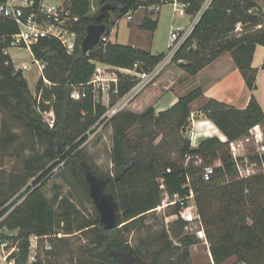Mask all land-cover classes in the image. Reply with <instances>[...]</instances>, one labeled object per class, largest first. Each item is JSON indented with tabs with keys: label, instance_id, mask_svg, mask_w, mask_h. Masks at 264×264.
Returning a JSON list of instances; mask_svg holds the SVG:
<instances>
[{
	"label": "trees",
	"instance_id": "16d2710c",
	"mask_svg": "<svg viewBox=\"0 0 264 264\" xmlns=\"http://www.w3.org/2000/svg\"><path fill=\"white\" fill-rule=\"evenodd\" d=\"M179 2L186 6L185 14L193 17L203 0ZM100 4L106 8L100 10L102 18L96 22L97 16H88L90 0L73 3L78 22L73 28L76 44L72 54H67L52 39H42L32 47L34 58L45 62L42 78L35 86L36 97L20 73L0 63V153L8 154L20 140L9 123L22 129L25 138L12 152L21 161L20 169L0 179V230L16 232L6 238L15 247L8 260H13V264H60L57 257L61 254L56 246L48 252L49 259L35 255L30 261V237L54 238L65 243L66 236L79 235L87 245L75 264H152L136 255L124 240V233L161 205L164 190L171 202L176 201L175 214L181 208L180 202L186 205L192 192L214 264H223L233 257L237 259L234 264H264V174L239 178L229 151V143L244 137L252 126L259 124L264 129L260 105L254 96L242 110L206 100L198 112L220 130L226 141L209 137L192 148L190 141L181 136L176 148L180 162L186 164L163 159L157 148L160 146H153L159 135L157 130L166 125L171 131H186L190 126L191 105L203 97L202 90L199 87L190 90L163 112L148 108L142 114H134L122 109L110 118L105 117L137 85L138 75L150 73L165 53L153 55L108 41L83 54L81 44L87 26L104 24L101 36L108 38L115 24L111 13L118 20L140 8L163 4L161 0H101ZM157 24L158 20L144 18L141 29L153 32ZM13 31L12 25L0 22V33ZM257 46L264 47V12L257 0H212L170 63L195 76L227 52L249 89L254 91L257 70L251 63ZM94 62L115 70L117 81L110 85L107 106L96 99L97 92L89 84ZM261 69L264 71V62ZM74 91L84 97L74 99ZM49 109L55 119L52 129L38 113ZM105 123L112 129L111 162L118 171L114 178H100L107 181L105 192L117 204L118 228L112 231L103 229L95 206L93 215L88 217L69 198L58 201L56 197L50 201L42 190L43 182L64 162L72 180L89 194L81 167L86 165L92 170L84 164L80 147L87 132ZM136 127L139 131L132 140L131 131ZM249 159L260 167L261 161L256 156L251 154ZM208 167L212 168V174L204 179L203 172ZM176 223L182 227L186 224L180 220ZM60 234L65 238H57ZM184 241L192 244L189 238ZM187 257L185 250L183 258Z\"/></svg>",
	"mask_w": 264,
	"mask_h": 264
},
{
	"label": "rangeland",
	"instance_id": "374dc122",
	"mask_svg": "<svg viewBox=\"0 0 264 264\" xmlns=\"http://www.w3.org/2000/svg\"><path fill=\"white\" fill-rule=\"evenodd\" d=\"M100 2L101 0H90V12L88 15L90 18L96 17L100 14L102 8ZM257 2L259 8L264 6V0H257ZM131 15V21H127L126 16L116 20L114 14L111 13V20L115 22L109 35L111 40L121 45H133L141 50L151 51L153 54H167L168 47L170 46L169 37L172 29H185L192 21L191 16L187 14L180 16L178 13H173L172 6L168 4L159 6L158 12H152L145 8H140ZM144 18L158 20L155 31L150 32L141 29ZM9 53L17 66L23 62L31 64L33 60L32 56L26 50L11 49ZM258 57H260V55H258ZM177 66V64L169 63L160 71L153 82L168 68L171 67L177 69ZM37 71V67L32 66L30 70L23 72V77L25 78L29 91L33 96H36L35 86L38 80ZM107 73L109 74L105 77H113L115 75V70H108ZM124 73L134 74L133 71H124ZM185 74L183 76L186 77ZM256 82L258 89L255 90V98H258L261 101L264 109V71L260 72ZM152 83H149L148 86ZM142 91L143 90L138 94ZM76 92L77 91H74L73 93ZM96 99L102 104L106 106L108 105L109 98L102 91L100 94L97 91ZM118 103L121 106L124 105L123 109H125V111L128 110L126 107L128 103L125 100H119ZM202 103L203 102L198 99L191 105L194 117ZM50 110L51 109L43 112H49ZM40 116L42 117L41 114ZM43 119L44 118L42 117V120ZM9 124L13 129L12 132L20 136V140L11 150H9L8 154L0 153V179L5 177L11 171L19 170L21 167V161L16 157V152H12L18 148L20 144L19 142H25V138L22 129L15 127L12 123ZM189 124L190 126L188 129L183 132L171 131L166 125L157 130L159 135L155 138L153 146H160L157 148L163 159L180 163V165L183 166L186 164L185 161L180 162L176 144L181 136L190 141L189 134L192 127L191 117ZM138 131L139 127H136L131 131L132 140L136 139L135 136ZM80 148L85 158L84 164H87L99 178H114L117 176L118 171L111 162L112 129L110 126L105 123L95 127L91 132H87V139ZM78 165L79 164H77L76 167H78ZM255 167L258 170L259 166L256 163ZM43 184V193L50 201H54L56 197H58V201L62 198H69L85 216L90 217L93 215L94 204L90 200L89 194L83 191L81 187L72 180L64 162L52 172ZM175 205L176 201L171 202L164 190H162L161 205L153 212L148 213L139 219L130 231L125 232L124 240L139 258H142L148 263L214 264L209 252V243L206 241L192 199L189 198L185 205L189 209L184 210L180 208L177 214H175L177 211ZM180 212L185 216L188 214L192 215L194 220L190 223L186 222L182 227L176 223L178 220L183 221L180 217ZM15 233L16 232H10L5 229L0 230V244H7V248L4 250L6 254L15 248L12 245V241L6 238L13 236ZM57 238H65V236L60 234L57 235ZM185 238H189L192 244L187 245L184 241ZM66 240L65 243H62L59 239L40 238L37 241V249L35 252L31 253V256L34 257L35 255H38L41 259H46L49 257L48 252L52 251L54 246H56V249L59 251L58 253L61 254L57 257L60 264H75L76 260L82 258V250L87 245V241L80 238L79 235L66 236ZM185 250L188 252V257L186 259L183 258ZM236 260L237 259L233 257L223 264H234ZM0 264L4 263L0 262Z\"/></svg>",
	"mask_w": 264,
	"mask_h": 264
},
{
	"label": "built area",
	"instance_id": "2783aa9c",
	"mask_svg": "<svg viewBox=\"0 0 264 264\" xmlns=\"http://www.w3.org/2000/svg\"><path fill=\"white\" fill-rule=\"evenodd\" d=\"M75 1L76 0H0V22L7 23L14 27L13 32L0 33V63L4 66H12L14 72L20 73L22 76L24 71H28L32 66H36L38 70L37 85L42 78L45 62L34 58L32 47L37 45L42 39H52L58 41L67 54L70 55L74 52L76 33L73 28L78 22V17L73 12V3ZM211 1L212 0H203L201 8L193 17H191L192 21L187 28L172 29L169 37L170 46L168 47V53L165 54L164 59L158 63L150 73L138 75L140 80L137 85L121 100H125L128 103L149 83L153 82L160 71L171 62L174 53L191 34L194 25L198 22L204 10L208 8ZM161 2L162 4L172 6L173 13H178L180 16L185 14L186 6L179 2V0H161ZM159 6L161 5H152L146 10L158 12ZM260 10L264 12V6L261 7ZM131 14L132 13L126 15L127 21L132 20ZM108 41L107 37L101 36L99 43L102 42L103 44H106ZM11 49L28 51L33 58L31 64L23 62L17 66L14 59L10 56L9 51ZM94 67V74L89 84L92 85L95 92L100 90L109 97L110 85L115 84L117 81L116 75L113 77H105L109 74L107 73L109 66L102 63L94 62ZM43 82L44 84L49 85L45 79H43ZM72 97L74 99H79L80 97H84V94L76 92L72 93ZM37 100H39V97H37ZM117 103L107 111L105 117L110 118L123 109L124 105L121 106ZM38 112L44 118V123L52 129L55 122L53 111L40 112L38 110ZM229 151L239 178H248L259 172L264 174V129L261 125L257 124L252 126L244 137L230 142ZM251 154L261 161L258 170L255 167V163H252L249 159V155ZM196 164H199V161H197ZM211 174L212 168H205L203 172L204 179H208ZM192 197L193 194L190 192L188 199H192ZM180 204L182 209H189L183 205L182 202H180ZM181 213L182 212H180V217L184 222L190 223L194 220L192 215L188 214L185 216ZM38 239L39 238L36 236L30 237V261L33 260L31 253L35 252L37 249ZM0 245V262H3L4 264H13V260H8V257L15 248L6 254L4 250L7 248V244L1 243Z\"/></svg>",
	"mask_w": 264,
	"mask_h": 264
},
{
	"label": "crops",
	"instance_id": "0c3cea01",
	"mask_svg": "<svg viewBox=\"0 0 264 264\" xmlns=\"http://www.w3.org/2000/svg\"><path fill=\"white\" fill-rule=\"evenodd\" d=\"M239 30L240 26L237 28V31ZM108 40L115 43L110 36ZM148 52L153 54L151 51ZM263 62L264 47L257 46L251 63L252 68L257 70V78L254 83L255 90L258 89L256 81L260 72L263 71L261 69ZM111 69L109 67L108 70ZM118 71L124 72L120 69ZM184 74L178 66L177 69L168 68L151 85H147L148 87L146 86L140 94L128 102L126 106L128 111L134 114H142L148 108H153L156 113L163 112L171 108L179 97L196 87L202 90L203 97L200 98V101L203 103L211 99L239 110L247 106L252 96L255 98V90L249 89L232 57L227 52L205 66L195 76L185 74V77ZM256 101L264 114L261 101L258 98ZM191 122L192 127L189 135L192 148H196L201 141L209 137H216L222 142L226 141L220 130L202 113L196 111L195 117L192 113Z\"/></svg>",
	"mask_w": 264,
	"mask_h": 264
},
{
	"label": "water",
	"instance_id": "95a60500",
	"mask_svg": "<svg viewBox=\"0 0 264 264\" xmlns=\"http://www.w3.org/2000/svg\"><path fill=\"white\" fill-rule=\"evenodd\" d=\"M106 7L101 8V12ZM102 14L97 16L96 22H100ZM105 31L104 24H90L86 28V35L82 40L81 50L83 54H88L100 41L101 35ZM182 64V63H181ZM81 170L84 173L85 182L89 189V196L92 200L98 215L101 226L106 231H112L118 228L116 219L117 204L111 194L105 192L106 180L100 179L90 171L86 165H82Z\"/></svg>",
	"mask_w": 264,
	"mask_h": 264
}]
</instances>
